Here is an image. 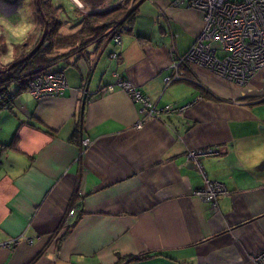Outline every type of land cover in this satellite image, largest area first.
I'll return each mask as SVG.
<instances>
[{"label": "crops", "instance_id": "crops-1", "mask_svg": "<svg viewBox=\"0 0 264 264\" xmlns=\"http://www.w3.org/2000/svg\"><path fill=\"white\" fill-rule=\"evenodd\" d=\"M43 2L60 35L125 2L134 19L119 45L103 34L58 49L61 96L37 100L15 85L0 108V264H254L264 249V67L237 85L183 63L184 78L166 84L172 52L184 54L201 29L200 11L177 0ZM27 5L32 29L12 57L39 38L35 0ZM113 71L157 110L189 106L146 116L126 90L106 89ZM200 148L218 151L200 157L204 175L185 157ZM205 178L227 190L215 211L195 194Z\"/></svg>", "mask_w": 264, "mask_h": 264}, {"label": "built area", "instance_id": "built-area-1", "mask_svg": "<svg viewBox=\"0 0 264 264\" xmlns=\"http://www.w3.org/2000/svg\"><path fill=\"white\" fill-rule=\"evenodd\" d=\"M14 2L16 0H13ZM187 6L197 9L202 14V26L191 47L181 55L172 52L169 63L170 74L164 78L166 84L183 79L181 65H195L214 75L237 85L246 84L249 79L264 67V0H177ZM116 45L121 43L120 29L108 32ZM117 59L116 53L110 54ZM91 68L88 69V72ZM114 83L106 86L112 90L115 86L127 91L132 100L140 104V111L144 115L159 112H179L188 108V104L180 107L165 105L157 110L149 98L141 94L134 86L124 80L116 71L112 72ZM67 87V80L62 69L43 71L34 76L28 83L26 92L37 100L59 97ZM8 91L0 92V108L6 107L5 101L10 100ZM142 122L138 121L135 129H140ZM84 139L82 144L89 145ZM218 151L213 148L190 149L185 157L194 161L202 175L199 159L202 156L216 155ZM205 177V176H204ZM223 183L205 178L203 187L195 194L207 201L212 210H217V198L226 194ZM68 211V216L74 213ZM67 219L63 229L67 227ZM31 243V239L27 238ZM13 240L12 243H16ZM2 246L8 243L1 244ZM254 264H264V249L252 256Z\"/></svg>", "mask_w": 264, "mask_h": 264}, {"label": "trees", "instance_id": "trees-1", "mask_svg": "<svg viewBox=\"0 0 264 264\" xmlns=\"http://www.w3.org/2000/svg\"><path fill=\"white\" fill-rule=\"evenodd\" d=\"M40 4L44 16L48 23V32L44 39V42H47V45L46 46L42 45L34 54H32L26 60L15 64L12 67L10 74L8 75V78L4 80H0V92L8 91L11 95L10 100L8 101L9 103L16 94V91L10 90L9 86L11 85V83L13 82L17 83V85L19 86L17 92L21 90L26 91L28 83L37 74H40L43 71L51 70L52 67H54L53 69H57V68L62 69L58 65H55L57 64L55 61H57L58 58L62 56V53L58 49L69 47V52L73 50H79V48L83 47L85 44L94 40L95 38L102 36L103 34H107V36L112 40L111 35L108 32L117 28L122 30L123 33L127 28V26L130 27V24L133 22L134 19L133 10L131 9L128 10L129 2H125L122 5H117L115 7L101 11L99 13L92 12L87 14L85 18H83L84 20L82 21L81 27L77 32L71 33L69 35H60V34H56L57 28L60 25L59 23L60 21H58L57 18L53 17V15L50 14L49 11H47L43 0H40ZM36 11H37L38 23L44 25L43 19L40 16L37 7H36ZM95 21H107V22L96 25L94 24ZM42 30L43 29H41V31ZM38 41L39 39L37 40V42ZM37 42L34 45H36ZM33 47H31L30 49H32ZM28 52H26V54ZM114 53L117 54V52ZM117 56H119V54H117ZM17 61L19 60L17 59ZM5 103L7 104L6 107L10 106V104L7 103V100L5 101ZM1 108H5V107H1ZM66 232L67 230H64V232L61 234V236H59L57 240L62 239L65 236ZM54 237L56 238V235H54Z\"/></svg>", "mask_w": 264, "mask_h": 264}, {"label": "rangeland", "instance_id": "rangeland-1", "mask_svg": "<svg viewBox=\"0 0 264 264\" xmlns=\"http://www.w3.org/2000/svg\"><path fill=\"white\" fill-rule=\"evenodd\" d=\"M27 1L28 0H22V8L15 11V13H13L11 16H3L2 14H0V32L5 33V35L8 38V41L11 42L13 46L17 42H20L22 38L32 29L33 21L31 17L29 16V12L31 10L28 8ZM78 7L83 9L81 3L78 4ZM41 29H43V25L38 23L39 36H40V33L42 32ZM19 50L20 48L17 49L18 53H19ZM14 52H15V49L12 47V50H10L9 55L7 56L1 55L0 56V66L4 65L6 62L8 63L9 60L11 61L12 55H14ZM6 58H9V59H7L6 61ZM53 68L54 67H52V69ZM15 85H17V83L15 82L11 83L10 90H13L12 88Z\"/></svg>", "mask_w": 264, "mask_h": 264}, {"label": "flooded vegetation", "instance_id": "flooded-vegetation-1", "mask_svg": "<svg viewBox=\"0 0 264 264\" xmlns=\"http://www.w3.org/2000/svg\"><path fill=\"white\" fill-rule=\"evenodd\" d=\"M21 3H22V0H16L15 2L13 0H0V14H2L3 16H11L21 6ZM12 47H13V45L11 44V42H8V41L3 42L2 44H0V54H2L4 51L9 52L10 50H12ZM30 50L31 49H28L26 51L21 50L20 53H17L18 55L16 54L15 57H12L11 61L9 60L8 63L6 62L4 65H1L0 71L3 69H6V67L9 66L10 64L12 65L13 63H15V61H17V59L20 60L21 58H23L25 56L26 52H28ZM20 55H22V56H20ZM12 67L10 68V70L6 71L5 73H0V80H4V79L8 78V75L10 74Z\"/></svg>", "mask_w": 264, "mask_h": 264}, {"label": "water", "instance_id": "water-1", "mask_svg": "<svg viewBox=\"0 0 264 264\" xmlns=\"http://www.w3.org/2000/svg\"><path fill=\"white\" fill-rule=\"evenodd\" d=\"M35 3H36V7H37V9L39 11V14L42 17L43 23H44L40 39H39L38 43L23 58H21L19 61L15 62V63H13L11 66L7 67L6 69L1 70L0 73H5L6 71L10 70V68L13 65L17 64L18 62H23L28 57H30L32 54H34L42 45L43 46L47 45V42H44V39H45V36H46V34L48 32V23H47V20H46V18L44 16L43 11H42L40 0H35ZM258 169H264V161H262L259 164Z\"/></svg>", "mask_w": 264, "mask_h": 264}, {"label": "clouds", "instance_id": "clouds-1", "mask_svg": "<svg viewBox=\"0 0 264 264\" xmlns=\"http://www.w3.org/2000/svg\"><path fill=\"white\" fill-rule=\"evenodd\" d=\"M22 131L23 130H21V135H22ZM30 143H36L38 147H41V148L43 147V144L42 143H39L35 138H32V140L30 141ZM18 144H21L22 145L23 144V141H18Z\"/></svg>", "mask_w": 264, "mask_h": 264}]
</instances>
